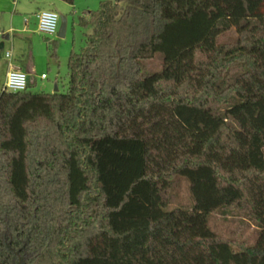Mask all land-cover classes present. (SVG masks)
I'll list each match as a JSON object with an SVG mask.
<instances>
[{
    "label": "trees",
    "instance_id": "obj_1",
    "mask_svg": "<svg viewBox=\"0 0 264 264\" xmlns=\"http://www.w3.org/2000/svg\"><path fill=\"white\" fill-rule=\"evenodd\" d=\"M79 25L65 93L0 92V264H264V0H102ZM176 177L192 211H165ZM222 208L254 246L210 229Z\"/></svg>",
    "mask_w": 264,
    "mask_h": 264
},
{
    "label": "rangeland",
    "instance_id": "obj_2",
    "mask_svg": "<svg viewBox=\"0 0 264 264\" xmlns=\"http://www.w3.org/2000/svg\"><path fill=\"white\" fill-rule=\"evenodd\" d=\"M102 0H75L73 5L66 4L68 11L56 7L54 10L61 16L67 18L68 26L65 38L58 36H44L35 33L38 27L36 19L29 20L26 25L21 21L22 28H26L29 36L34 39L36 58L38 60L39 70L31 80L33 85L29 90L33 93H55L56 88L59 92L65 93L69 84L68 62L71 54L80 53L87 46V35L92 33L90 28H83L79 25V18L86 12H97L100 10ZM11 0H0V4H7ZM9 10H0V29L9 31L12 27L9 16ZM4 27V28H3ZM23 37H20V40ZM238 36L235 30L224 35L220 44L233 45L237 42ZM46 41L56 42V49L52 44ZM51 45V46H50ZM47 46H50L48 49ZM56 54L57 58L52 55ZM1 64V60H0ZM144 69L147 73H158L162 71V60L157 57L155 60L144 63ZM46 75L47 80H41V75ZM2 84L0 83V92ZM170 204L166 212L175 210L192 211L195 207L194 198L191 192V186L188 179L176 177L171 183L169 192ZM209 227L215 234L235 243L233 249L238 251L239 245L245 244L248 247L254 246L260 236L261 228L253 221L250 216L243 211L234 208H222L211 214L208 218Z\"/></svg>",
    "mask_w": 264,
    "mask_h": 264
},
{
    "label": "crops",
    "instance_id": "obj_3",
    "mask_svg": "<svg viewBox=\"0 0 264 264\" xmlns=\"http://www.w3.org/2000/svg\"><path fill=\"white\" fill-rule=\"evenodd\" d=\"M56 7L65 10V12L68 11L66 3L60 0H11L5 5L0 4V10H9L11 25L16 26L9 29V31L0 29L2 33L0 35V45L4 44L3 50L0 51V83L2 84V90L5 86L6 76L11 70L25 72L29 76V87L33 85L31 80L39 70L38 60L34 39L28 35L29 32L26 28L20 26L21 21L28 25L29 20L33 18L37 21V15L40 12L55 11ZM35 33L39 34L38 27ZM20 37L23 38L20 40ZM49 42L51 41H46L48 45ZM50 46H47L48 49ZM7 54H11V57L7 58ZM41 80L43 79L41 78ZM44 80H47V76Z\"/></svg>",
    "mask_w": 264,
    "mask_h": 264
},
{
    "label": "built area",
    "instance_id": "obj_4",
    "mask_svg": "<svg viewBox=\"0 0 264 264\" xmlns=\"http://www.w3.org/2000/svg\"><path fill=\"white\" fill-rule=\"evenodd\" d=\"M38 32L44 36H56L60 28V15L56 11H43L37 15ZM0 35L2 33L0 32ZM11 54H7L10 58ZM46 79V75L41 77ZM10 93H24L29 90V76L20 70H11L6 76L3 88Z\"/></svg>",
    "mask_w": 264,
    "mask_h": 264
},
{
    "label": "water",
    "instance_id": "obj_5",
    "mask_svg": "<svg viewBox=\"0 0 264 264\" xmlns=\"http://www.w3.org/2000/svg\"><path fill=\"white\" fill-rule=\"evenodd\" d=\"M67 26H68V22H67V18L65 16H61L60 17V28L58 31V38H65L66 37V33H67ZM4 48V44L0 45V51L3 50ZM58 92V89L56 88V91Z\"/></svg>",
    "mask_w": 264,
    "mask_h": 264
}]
</instances>
